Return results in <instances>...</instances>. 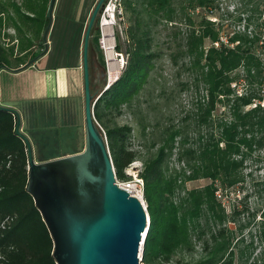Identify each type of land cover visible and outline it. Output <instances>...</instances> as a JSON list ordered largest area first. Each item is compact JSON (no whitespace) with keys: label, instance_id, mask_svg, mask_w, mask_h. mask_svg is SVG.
Returning <instances> with one entry per match:
<instances>
[{"label":"trees","instance_id":"obj_1","mask_svg":"<svg viewBox=\"0 0 264 264\" xmlns=\"http://www.w3.org/2000/svg\"><path fill=\"white\" fill-rule=\"evenodd\" d=\"M116 1L127 23L124 32L127 43L125 65L119 77L94 103L92 115L104 133L116 180H126L124 170L131 163L141 161L139 176L143 182L148 227L141 247L140 264H167L177 252L191 254L194 241L201 243V257L189 263L175 264H232L230 237L225 223L233 216H227L215 196V183L229 188L242 182L238 172L241 160H236V157L244 156L242 150L249 153L253 147L264 148V111L258 106L249 107L252 100L260 97L229 98L232 94L229 85L233 81L230 74L233 71L242 67L250 84L260 75L261 64L250 51L253 41L258 38L247 41L235 35L228 39L231 46L224 45L211 28L212 23L202 18V28L189 31L185 43L169 56L173 63L177 58L187 57L186 70L194 71L193 82L200 83L205 92V103L197 102L195 124L198 127L196 131L193 129L195 139L189 144L187 135L172 124H160L159 110L154 111V106L150 109L147 105L142 107L144 102L140 99L153 61L158 57L154 48L156 27L161 22L174 24L179 15L186 16L189 21L185 13L187 8L207 9L212 0ZM26 6L27 13H34L35 4ZM37 9L41 11L39 6ZM14 12L31 23L35 36L42 23L46 28L48 26V13L46 18L38 20L37 13L30 17L16 7ZM57 15L61 19H57L58 22H66L67 18H62V6L57 9ZM59 31L61 36L64 28ZM97 37L96 30L91 29L88 39L90 53L96 47ZM204 42L209 44L206 49ZM213 43L217 46L213 47ZM115 49L118 51V47ZM95 57V62L102 65V59ZM4 67L8 68L7 60L0 48V68ZM162 95L163 90L160 89L155 99H161ZM216 103L227 109V113L224 118L213 122L211 113ZM246 107L249 108L244 111ZM121 109L137 120L138 136L149 138L145 158L141 159L139 153L129 147L132 129L117 126L112 120L113 113L119 115ZM225 117L229 120L226 121ZM15 122L14 112L0 107V264H55L51 256V238L25 191V145L14 132ZM202 126L213 127L216 134L202 135L199 131ZM76 138L79 145L76 152H79L82 149L81 135ZM175 144L177 148L173 153ZM172 156L177 164H182L178 170L169 168ZM57 157L60 156L47 157L40 153L35 159L44 162ZM202 179L209 183L202 188L185 191L175 202V195L186 182Z\"/></svg>","mask_w":264,"mask_h":264},{"label":"rangeland","instance_id":"obj_2","mask_svg":"<svg viewBox=\"0 0 264 264\" xmlns=\"http://www.w3.org/2000/svg\"><path fill=\"white\" fill-rule=\"evenodd\" d=\"M96 1L54 0L51 23L44 37L46 46L44 50L43 35L46 26L42 23L38 34L36 33L35 36L34 27L28 21L20 18L14 12V8L16 7L19 12L30 17L37 13L38 20L39 18L44 19L47 17L51 0H0V12H2L0 13L2 14L0 15V48L3 50V57L7 60V66L12 68L31 61L39 63L41 62L39 61L40 58L46 55L47 57L50 56L52 64L67 65L76 63V67L80 71L82 34ZM25 3L29 6L31 3L33 6L35 4L34 13H27ZM116 3L115 0L104 1L103 10L106 7L109 10L105 15L108 17L105 22H111L109 25H102L103 19L100 14L92 26V30H96L98 37L93 53L91 51V54L87 50V56L94 62L95 55L102 59V65L98 64L101 74H104L107 80L104 84L100 82L96 88L91 89L92 92L104 90L107 84L110 85L119 77L125 65L124 52L127 43L124 32L127 23L126 17L120 8L111 13ZM38 6L41 11L37 9ZM61 6L62 18L66 17V22H58L61 19L57 17V9ZM68 6H70L69 13ZM185 13L189 16V21H187L186 16L179 15L176 17L174 24L161 22L156 27L154 48L158 53V57L153 61V68L149 71L147 83L144 87L145 91L140 100L144 102L142 107L147 105L150 109L154 106V111L159 110L160 124H172L178 127L182 134L187 135L189 144H191L194 142L196 127H198L195 124L197 102L200 104L205 103V92L200 83L193 82L194 71L190 73L186 70L188 58L180 57L173 63L169 56L176 53L178 47L185 43V37L189 31H198L202 28L200 25L202 18L212 23L211 28L217 32L219 40L224 45L231 46L228 39L235 35L241 36L247 41L258 38V40L253 41L250 51L261 64L260 75L255 78L256 81L250 84L245 79L242 67L233 71L230 74L233 81L229 85L232 90L229 98L261 95L264 92V79H261V77L264 78V46L261 44L264 43V0H212L210 7L207 9L195 8L192 10L187 8ZM60 28H64L61 36ZM99 42H103V44L100 43L101 45H99ZM208 45L207 42H204V49ZM115 47H118V51ZM109 59H113L111 63H108ZM37 66L39 65L37 64ZM250 74H253V71H250ZM160 89L163 90L162 98L156 100L155 96ZM80 90L82 93V85L79 87L78 93H80ZM77 102L79 108L81 99H78ZM247 108L249 107L243 110L245 111ZM226 113L227 109H224L220 103H216L215 109L211 113V119L215 122ZM112 116V120L117 126H128L132 129L129 147L137 151L141 159L145 158V148L148 147L149 138L138 136V133H136V129L139 128L137 120H134L132 115L124 109L120 110L119 115L113 113ZM225 120L228 121L229 119L225 117ZM76 121L80 126V135L83 137L81 109H78ZM150 123L152 124L151 120ZM199 131L202 135L209 132L216 134L213 127L208 129L202 126L199 127ZM174 148L173 153L176 151V144ZM242 152H244V156L236 157V160H241L238 172L242 182L229 188H222L217 183L215 185L220 196L218 200L225 213L227 216H233L232 220L228 219L225 223L230 237L229 248L232 253V264H264V148L253 147L249 153L244 150ZM135 162L139 163L141 161ZM181 167L182 164H177L174 161V156H172L169 168L178 170ZM208 183V180L203 179L186 182L175 195V202L183 196L185 191L202 188ZM200 248L201 243L194 241L191 254L177 252L167 264L196 261L201 257Z\"/></svg>","mask_w":264,"mask_h":264},{"label":"water","instance_id":"obj_3","mask_svg":"<svg viewBox=\"0 0 264 264\" xmlns=\"http://www.w3.org/2000/svg\"><path fill=\"white\" fill-rule=\"evenodd\" d=\"M104 1L94 4L80 44L82 150L35 163L27 140L18 131L14 112V132L26 152L25 191L51 238L55 264H139L137 255L148 227L146 210L115 186L105 136L92 115L94 103L109 86L92 92L87 58L89 34ZM53 4L51 0L49 19ZM101 76L104 84L107 80Z\"/></svg>","mask_w":264,"mask_h":264},{"label":"crops","instance_id":"obj_4","mask_svg":"<svg viewBox=\"0 0 264 264\" xmlns=\"http://www.w3.org/2000/svg\"><path fill=\"white\" fill-rule=\"evenodd\" d=\"M49 57L43 55L40 64L31 61L0 68V107L17 114L18 131L35 163H40L35 159L40 153L64 157L78 153L79 146L76 118L78 109L82 112L81 72L76 63L55 65ZM80 142L83 147V137Z\"/></svg>","mask_w":264,"mask_h":264},{"label":"built area","instance_id":"obj_5","mask_svg":"<svg viewBox=\"0 0 264 264\" xmlns=\"http://www.w3.org/2000/svg\"><path fill=\"white\" fill-rule=\"evenodd\" d=\"M114 10L116 11L119 10V6L117 3H116L115 8L114 7L112 8L111 13H113ZM107 11H109L107 7L104 10H102L101 12L102 19L106 15ZM111 19H112V15H111ZM100 43L103 44V42H99V45H101ZM216 46L217 44L213 43V47H216ZM259 97L260 99L252 100L249 107L254 108L255 106H258L264 111V92L261 95H259ZM140 172H141V164L137 162H133L130 165H128V167L124 170V175L126 177V180L118 181L115 179V176H114V184L118 189L124 191L129 197L136 199L141 205V207L145 209V205L143 201V182L139 176ZM215 196L217 198H220L218 191L215 192ZM139 254L140 253H138L137 255V259L140 264Z\"/></svg>","mask_w":264,"mask_h":264},{"label":"flooded vegetation","instance_id":"obj_6","mask_svg":"<svg viewBox=\"0 0 264 264\" xmlns=\"http://www.w3.org/2000/svg\"><path fill=\"white\" fill-rule=\"evenodd\" d=\"M50 23H51V18L49 19L48 25H50ZM46 32L47 31L45 30L44 35H43L44 50L46 49V46H45V43H44V37L46 36ZM44 54H46V53H44ZM88 66H89V74H90V80H91V84L90 85H91V89H93V88H96L97 85L100 84V82H102L101 71H100L99 64L97 62L92 61L91 59L88 60Z\"/></svg>","mask_w":264,"mask_h":264},{"label":"bare ground","instance_id":"obj_7","mask_svg":"<svg viewBox=\"0 0 264 264\" xmlns=\"http://www.w3.org/2000/svg\"><path fill=\"white\" fill-rule=\"evenodd\" d=\"M106 19H108V17H107V16H104V18H103V23H102L103 26L109 25V24L111 23V22L106 23V22H105ZM104 37H107V36H104ZM112 60H113V59H109V60H108V63H111ZM109 77H110V75H109ZM109 82H110V81H109Z\"/></svg>","mask_w":264,"mask_h":264}]
</instances>
